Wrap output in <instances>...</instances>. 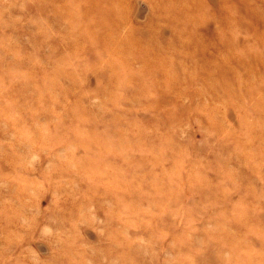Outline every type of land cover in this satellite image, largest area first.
I'll use <instances>...</instances> for the list:
<instances>
[{
  "label": "rangeland",
  "instance_id": "rangeland-1",
  "mask_svg": "<svg viewBox=\"0 0 264 264\" xmlns=\"http://www.w3.org/2000/svg\"><path fill=\"white\" fill-rule=\"evenodd\" d=\"M0 264H264V0H0Z\"/></svg>",
  "mask_w": 264,
  "mask_h": 264
}]
</instances>
